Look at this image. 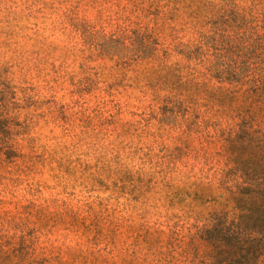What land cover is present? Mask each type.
I'll return each mask as SVG.
<instances>
[{
  "label": "clouds",
  "instance_id": "9594fccd",
  "mask_svg": "<svg viewBox=\"0 0 264 264\" xmlns=\"http://www.w3.org/2000/svg\"><path fill=\"white\" fill-rule=\"evenodd\" d=\"M0 264H264V0H0Z\"/></svg>",
  "mask_w": 264,
  "mask_h": 264
}]
</instances>
